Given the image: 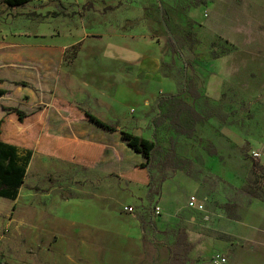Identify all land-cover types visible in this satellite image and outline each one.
I'll use <instances>...</instances> for the list:
<instances>
[{"label":"rangeland","instance_id":"obj_1","mask_svg":"<svg viewBox=\"0 0 264 264\" xmlns=\"http://www.w3.org/2000/svg\"><path fill=\"white\" fill-rule=\"evenodd\" d=\"M4 1L0 28H19L28 18L39 24L58 20L49 12L35 17L38 9L76 13L71 28L80 26L79 18L97 27L110 15L96 9V0H32L17 10ZM119 8L106 28L152 41L165 60L164 73L176 83L154 113L159 116L151 127L157 145L150 164L153 186L140 188L111 174L99 180L94 171L18 152L20 161L29 159L30 171L19 199L0 197V262L55 264L65 256L68 264H218L214 258L221 255L225 264H264V202L237 193L252 177L254 160L264 165V0H132ZM115 71L114 84L146 85L135 65H117ZM213 76L216 88L209 90ZM8 85L45 95L26 80ZM7 94L0 121L21 95L16 89ZM21 100L26 110L17 108L26 114L53 109L30 103L29 95ZM90 111L107 118L101 107ZM110 141L108 153L115 148L123 154L115 150L116 159L127 160L128 150L135 154L125 143ZM191 195L206 199V212L188 209ZM86 198L89 205L72 207ZM129 203L137 205L135 217L123 211ZM73 209L103 215L82 223L71 216Z\"/></svg>","mask_w":264,"mask_h":264},{"label":"crops","instance_id":"obj_2","mask_svg":"<svg viewBox=\"0 0 264 264\" xmlns=\"http://www.w3.org/2000/svg\"><path fill=\"white\" fill-rule=\"evenodd\" d=\"M96 1L100 3L96 9L105 11L109 7L114 8V10L109 11L110 15H108L107 21L103 18L100 21L99 18L100 22H96L97 27H94V23L88 24L79 18L80 26L71 28V25H74L73 21H75V24L77 23L75 19L69 16L47 21L51 22V24L47 22L39 24L36 20L28 18L24 21L21 20L22 24H20L19 28L13 27L11 23H8L7 26L4 24L5 26L0 28V37L2 38L0 49L6 48L8 50L7 55L0 53V79L3 81L1 87L7 91L16 89L21 94L13 101L16 106L10 105L8 106L11 107L9 109L22 106L20 109L26 110L27 106L21 100L22 95H29L30 103L38 106L44 104L51 106L54 96H58L69 103L84 108L85 111L90 113H92L90 110L93 108H103L105 110L103 112L107 113L105 121L96 114H92L104 122L117 125L118 131L107 132L109 135L104 134L95 123L85 120L71 122L68 111L49 109L46 112L43 132L52 135V137L66 139L69 142L80 141L88 145L99 146L102 149V153L100 158L94 163L93 168L88 170L90 174L94 171L96 174L93 177H97L99 180L111 174L112 178L114 177L117 181L127 182L120 180L118 176L131 170L133 171L138 165L145 163L147 158L135 152L133 154L127 149V160H118L115 155L116 149L113 148L114 152L109 154L107 145L111 142L110 139H113L116 145L124 143L121 137V131L123 130L155 141L151 127H153L154 119L159 115L154 113L159 107L160 97L172 91L175 92L176 83L173 78L168 77L164 73L162 66L165 60L159 54L155 47L156 45L152 41L147 40L143 36L137 39L133 36L134 34L120 33L112 25L106 28V24L112 18L111 13L120 10L119 6L122 8L124 3L132 0ZM30 5L31 2L24 7L19 6L12 9L17 10ZM52 10L51 8L46 9V11L38 9L37 13L39 14H34V16L40 17L43 12H51ZM58 25H61L60 32H56ZM24 28H31L33 31L27 34L28 29ZM47 28L51 30H47ZM91 28H94L92 33H90ZM3 55L8 56V58L6 59ZM117 65H135L139 67L146 85L140 87L128 83L116 82L114 84V77H116L115 67ZM35 70L42 74L39 78ZM18 79L29 81L37 89H42L45 94L44 98H38L37 94L28 87L22 88L21 86L8 85L9 81ZM216 80L215 76L210 78L208 88L210 85L212 88H216ZM7 96L9 94L5 97L1 96L0 103L2 99L6 100ZM3 104L5 103L3 102ZM5 105H8V103ZM136 107L141 108L138 114L134 110ZM130 108L132 109L130 110ZM0 111H4L2 116H5L7 110H5L4 105L0 106ZM116 151L122 154L118 150ZM34 153L51 158L37 152ZM51 160L60 161L52 158ZM60 162L75 166L65 161ZM29 171L28 169L26 176ZM40 173H42V170H40ZM135 185L141 186L140 188L151 189L147 185ZM21 189L17 199L22 196ZM166 201L168 199L162 197L163 205L167 203ZM76 202L82 203L83 206L90 204V200L86 198L74 201L72 207H75ZM129 205L135 209V214L123 211L131 217L138 215L137 205L129 203L126 206ZM102 215H90L85 210L76 213L74 209L73 213H71L72 217L81 220L82 223L95 222ZM21 230L23 232L26 231L23 227ZM120 230L123 231L122 228ZM32 232L39 231H33L32 229ZM125 233L130 237L132 235L130 229ZM67 262L68 260L63 256V260H57L55 264H68ZM93 264L97 263L94 262Z\"/></svg>","mask_w":264,"mask_h":264},{"label":"trees","instance_id":"obj_3","mask_svg":"<svg viewBox=\"0 0 264 264\" xmlns=\"http://www.w3.org/2000/svg\"><path fill=\"white\" fill-rule=\"evenodd\" d=\"M32 0H5L11 8L26 6ZM114 10L113 7L106 9ZM76 13L64 14L49 12L48 16L53 18L69 16L73 18ZM3 81L0 79V97L6 96L7 91L1 87ZM176 96V95H172ZM53 109L66 110L69 112L70 121L85 120L95 123L104 132L118 131L117 125L102 121L94 114L85 111L84 108L76 106L58 97L52 103ZM5 119L0 121V197L16 200L19 190L25 185L26 172L29 159L18 158V152H24L31 156L34 152L47 155L52 159L65 161L72 165L88 171L93 168L94 163L100 158L102 149L99 146L85 144L84 142H69L66 139L52 137L43 132V124L46 119V108H41L31 114H26L18 108L8 110ZM124 143L133 152L144 156L145 163L138 165L133 171L120 174L118 178L134 184L153 186V174L150 164L157 149L155 141L134 135L129 131H121ZM214 156V154L212 153ZM239 195L248 199H257L264 202V165L259 159H255L252 167V177L237 190ZM235 206V204L229 205ZM231 208V207H230ZM232 210V209H231ZM234 214L235 209L231 211ZM0 264H5L0 262Z\"/></svg>","mask_w":264,"mask_h":264},{"label":"built area","instance_id":"obj_4","mask_svg":"<svg viewBox=\"0 0 264 264\" xmlns=\"http://www.w3.org/2000/svg\"><path fill=\"white\" fill-rule=\"evenodd\" d=\"M188 209L198 213H204L207 209V201L205 198H199L196 195H191L188 200ZM124 211L129 212L130 214H135V209L131 205L124 207ZM157 213L159 214L160 210H157ZM214 260L218 264L226 263L225 257L221 255L215 257Z\"/></svg>","mask_w":264,"mask_h":264}]
</instances>
